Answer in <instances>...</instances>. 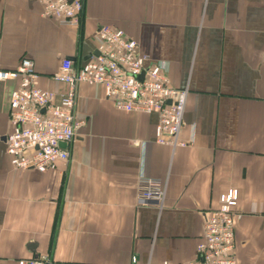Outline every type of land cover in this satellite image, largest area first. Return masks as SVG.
<instances>
[{
    "label": "crops",
    "instance_id": "crops-1",
    "mask_svg": "<svg viewBox=\"0 0 264 264\" xmlns=\"http://www.w3.org/2000/svg\"><path fill=\"white\" fill-rule=\"evenodd\" d=\"M100 25L124 30L189 89L181 139L193 144H159L157 115L117 110L102 86L81 84L69 161L15 170L6 137L21 59L61 95L68 87L52 73L96 53ZM141 175L165 182L162 206L139 202ZM230 189L237 263L264 264V0H85L79 27L44 17L36 0H0V264L192 262L207 213Z\"/></svg>",
    "mask_w": 264,
    "mask_h": 264
},
{
    "label": "built area",
    "instance_id": "built-area-1",
    "mask_svg": "<svg viewBox=\"0 0 264 264\" xmlns=\"http://www.w3.org/2000/svg\"><path fill=\"white\" fill-rule=\"evenodd\" d=\"M42 15L62 26L79 27L85 0H36ZM96 53L79 64L62 61L51 79L68 89L58 95L42 89L34 61L21 59L16 70L18 85L9 106L11 132L6 152L17 171H55L70 158L69 147L84 122L76 118L78 86H102L107 100L126 113L157 115L156 140L161 145L184 148L193 144L181 139L188 88L170 84L163 68L139 50L138 42L113 25H100L96 32ZM165 182L141 175L137 196L141 203L162 206ZM239 192L230 189L219 197V206L206 215L203 239L197 245V259L183 264H238L235 251V214ZM133 264L137 259L133 258ZM17 264H51L47 255H37ZM164 264H169L165 262Z\"/></svg>",
    "mask_w": 264,
    "mask_h": 264
}]
</instances>
